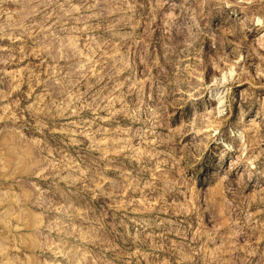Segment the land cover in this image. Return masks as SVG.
Here are the masks:
<instances>
[{
	"label": "rangeland",
	"instance_id": "obj_1",
	"mask_svg": "<svg viewBox=\"0 0 264 264\" xmlns=\"http://www.w3.org/2000/svg\"><path fill=\"white\" fill-rule=\"evenodd\" d=\"M0 264H264V0H0Z\"/></svg>",
	"mask_w": 264,
	"mask_h": 264
}]
</instances>
